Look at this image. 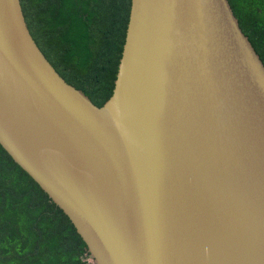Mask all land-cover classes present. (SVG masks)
<instances>
[{"label": "water", "instance_id": "1", "mask_svg": "<svg viewBox=\"0 0 264 264\" xmlns=\"http://www.w3.org/2000/svg\"><path fill=\"white\" fill-rule=\"evenodd\" d=\"M0 144L92 264H264V61L229 0H131L102 106L0 0Z\"/></svg>", "mask_w": 264, "mask_h": 264}, {"label": "trees", "instance_id": "2", "mask_svg": "<svg viewBox=\"0 0 264 264\" xmlns=\"http://www.w3.org/2000/svg\"><path fill=\"white\" fill-rule=\"evenodd\" d=\"M31 33L71 84L111 96L131 0H21ZM264 61V0H229ZM0 264H92L66 213L0 144Z\"/></svg>", "mask_w": 264, "mask_h": 264}]
</instances>
